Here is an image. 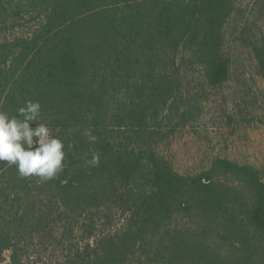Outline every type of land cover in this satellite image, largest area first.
<instances>
[{"label": "trees", "instance_id": "obj_1", "mask_svg": "<svg viewBox=\"0 0 264 264\" xmlns=\"http://www.w3.org/2000/svg\"><path fill=\"white\" fill-rule=\"evenodd\" d=\"M237 1L0 0V111L38 101L65 151L46 181L0 161V264H264L260 168L183 174L160 150L201 110L186 70L229 78L228 27L264 77Z\"/></svg>", "mask_w": 264, "mask_h": 264}, {"label": "rangeland", "instance_id": "obj_2", "mask_svg": "<svg viewBox=\"0 0 264 264\" xmlns=\"http://www.w3.org/2000/svg\"><path fill=\"white\" fill-rule=\"evenodd\" d=\"M237 2L246 10V21H256L264 35L256 0ZM232 30L228 27L226 43L231 70L223 84L209 86L201 71L186 70L183 75L185 90L199 94L201 110L160 146L183 174L199 173L225 157L259 167L264 177V77L251 46L235 39ZM9 254L3 264H10Z\"/></svg>", "mask_w": 264, "mask_h": 264}, {"label": "clouds", "instance_id": "obj_3", "mask_svg": "<svg viewBox=\"0 0 264 264\" xmlns=\"http://www.w3.org/2000/svg\"><path fill=\"white\" fill-rule=\"evenodd\" d=\"M40 116L41 104L31 100L16 116L0 111V161L14 165L22 178L36 176L46 181L62 171L65 151L63 141L51 135L47 124L38 123ZM98 161L94 155L89 163Z\"/></svg>", "mask_w": 264, "mask_h": 264}]
</instances>
